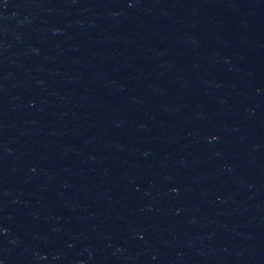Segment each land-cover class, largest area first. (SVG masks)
Masks as SVG:
<instances>
[{
    "label": "water",
    "instance_id": "obj_1",
    "mask_svg": "<svg viewBox=\"0 0 264 264\" xmlns=\"http://www.w3.org/2000/svg\"><path fill=\"white\" fill-rule=\"evenodd\" d=\"M0 264H264V0H0Z\"/></svg>",
    "mask_w": 264,
    "mask_h": 264
}]
</instances>
